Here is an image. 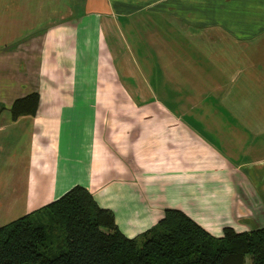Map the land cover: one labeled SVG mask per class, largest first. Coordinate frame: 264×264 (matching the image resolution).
Here are the masks:
<instances>
[{
  "label": "crops",
  "instance_id": "obj_1",
  "mask_svg": "<svg viewBox=\"0 0 264 264\" xmlns=\"http://www.w3.org/2000/svg\"><path fill=\"white\" fill-rule=\"evenodd\" d=\"M75 186L130 239L264 228V0H0V227Z\"/></svg>",
  "mask_w": 264,
  "mask_h": 264
},
{
  "label": "trees",
  "instance_id": "obj_2",
  "mask_svg": "<svg viewBox=\"0 0 264 264\" xmlns=\"http://www.w3.org/2000/svg\"><path fill=\"white\" fill-rule=\"evenodd\" d=\"M39 94L13 102V121L34 116ZM264 264V228L213 237L184 213L167 209L135 238L117 228L83 187L0 227V264Z\"/></svg>",
  "mask_w": 264,
  "mask_h": 264
},
{
  "label": "rangeland",
  "instance_id": "obj_3",
  "mask_svg": "<svg viewBox=\"0 0 264 264\" xmlns=\"http://www.w3.org/2000/svg\"><path fill=\"white\" fill-rule=\"evenodd\" d=\"M127 31V30H126ZM36 32H39V31H36ZM128 32V31H127ZM33 35H34V33H33ZM124 36L127 38V39H131L132 38V35H130L129 33H124ZM161 54H164L163 52H161V53H159V57H160V55ZM158 57V58H159ZM162 58H163V56H162ZM166 59H167V57H166ZM162 64H164V62H162ZM13 147H14V150L15 151H20V144H14L13 145ZM245 264H252V261H251V258L249 257V256H247L246 257V259H245Z\"/></svg>",
  "mask_w": 264,
  "mask_h": 264
}]
</instances>
